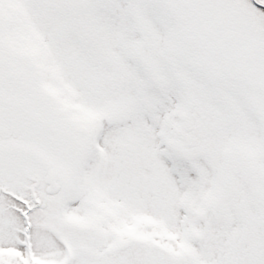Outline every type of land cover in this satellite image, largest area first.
<instances>
[{
  "label": "snow or ice",
  "instance_id": "1",
  "mask_svg": "<svg viewBox=\"0 0 264 264\" xmlns=\"http://www.w3.org/2000/svg\"><path fill=\"white\" fill-rule=\"evenodd\" d=\"M0 264H264V0H0Z\"/></svg>",
  "mask_w": 264,
  "mask_h": 264
}]
</instances>
